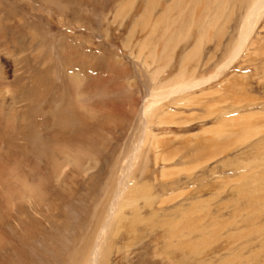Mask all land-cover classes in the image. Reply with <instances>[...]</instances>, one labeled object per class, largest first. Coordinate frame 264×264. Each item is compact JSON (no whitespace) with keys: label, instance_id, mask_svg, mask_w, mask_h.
I'll use <instances>...</instances> for the list:
<instances>
[{"label":"rangeland","instance_id":"1","mask_svg":"<svg viewBox=\"0 0 264 264\" xmlns=\"http://www.w3.org/2000/svg\"><path fill=\"white\" fill-rule=\"evenodd\" d=\"M210 1L0 0V264L87 262L141 134L148 89L179 75L206 11L218 7ZM227 2L224 38L209 30L200 59L186 64L193 80L218 77L192 91L193 104H178L180 94L161 102L160 111L190 123L150 118L160 147L144 145L132 179L156 198L123 210L102 264H264V16L219 72L249 6ZM169 25L190 34L175 45ZM252 114L243 141L238 127L228 136L206 132ZM177 167L179 175L161 178Z\"/></svg>","mask_w":264,"mask_h":264},{"label":"bare ground","instance_id":"2","mask_svg":"<svg viewBox=\"0 0 264 264\" xmlns=\"http://www.w3.org/2000/svg\"><path fill=\"white\" fill-rule=\"evenodd\" d=\"M156 1H158V0H149V3L151 6H153V4ZM212 1L213 0H211L210 2H212ZM226 3L228 4L227 0H226V2H225V0H217V3H216L218 5V7L216 6L217 9H215L214 11L208 9L206 11L207 17H206V22H205L206 24L204 26V32L202 31V33L198 36L196 43L193 46V48L184 55L183 64H181L182 66H181V71H180L179 75H177L176 78H174L173 80H171L169 82H164L162 84L160 83L159 85L156 86V88L154 87V89H148V97L144 100V103L142 104V107L140 109L141 110V112H140V114H141V134H140L138 140H136L137 142L131 146L130 153H128L129 154L128 161L125 164L126 168H125V170H123L122 176L118 180V184H117V187L115 190V194L113 196V200L110 203L109 208H108V215H107L106 221L100 229V232L98 235V241H96L95 246L93 245L94 247L90 251V258L87 259V262L85 264H102L103 257L105 256V254L103 252L104 249H102V248L104 246V241L106 239V236L110 233V231H113V228L115 226V222L120 218V215L122 214V212L125 208L129 207L131 209L137 210L138 207L140 206L139 205L140 201H144L145 203L151 205L152 202L154 201V199L156 198L155 195H151L149 193L150 190H149L148 185H144L143 188L140 189V187H136V185L133 183V179H132V171L135 169L136 161H137V159L140 155L141 149L144 147V145L148 142H152L153 147L151 146L152 144L151 145L149 144V146H151L152 148L158 150L160 147V139H159L158 135L150 132L147 129V126H148L147 123L149 122L150 118H152V117L153 118L156 117L155 118L156 123L160 124V125H168V124L174 125V124H178V123H180V125H181L182 123H190L192 121L191 117H188V116L185 117L184 120L181 119L182 121H178L176 119L178 114L170 112V111H165L164 109L160 111L159 110L161 108L160 104L162 101L167 100L170 96L179 95V94L182 96L178 98V104H181V105H183V104L185 105L187 103H189V105L193 104V101H195L194 99L197 97H195V95L191 94L192 91L195 89L201 88L202 86L210 83L211 81L215 80L218 77V73H216V74H212L209 77H206L202 80H193V72L192 71L189 72L186 70V68H187L186 64H189L191 61H194V60L198 61L200 59V56L202 55L201 51L203 49L204 43L207 40H211V38H212V36H210V34L207 33L209 30H214L216 35L218 36L219 40L226 33V31H227V29H226L227 25L226 24L228 21L227 17L224 14L225 10L227 8ZM248 3H249L248 10L246 12V15L243 17V23L239 28V35H238L237 39L232 44V49L229 53L228 60H226L227 62L225 64L221 65V67L219 68V72H221L226 67L228 68L230 65H232L240 57V55L243 53V51L247 47L249 40H251L250 38L253 35L255 29L257 28L260 20L264 16V0H248ZM168 9H170V8H168ZM178 18L179 17H177L175 19L176 22L178 20L180 21V19H178ZM169 29H172L171 25L168 26V31H169ZM172 32H174L173 29H172ZM189 34H190L189 29L187 28L185 31L182 30V31H177V32L172 33L170 39L174 40V38H173V36H174L175 39L177 40L175 43V45H176L181 40L187 39ZM145 60L150 63L148 57ZM167 67L168 66L166 64L159 71L162 70L164 72ZM200 95H201V93H200ZM197 96H199V95H197ZM198 98L200 99V97H198ZM173 102H176V101H173ZM252 116H253V114L247 115V116L232 117V118L226 117L225 120H223L217 126L215 125L214 127L207 129L206 132L212 131V133L217 137L222 136V135L228 136V135H232L233 130L236 127H238L237 128L238 136L236 137L237 138L236 140H238L239 142L243 141V140L248 139L250 137V134H252L251 132L253 131V129L255 127V126H252L250 124ZM157 155H158V158L161 157V158H163V160H166V157L164 155H163V157L161 154L157 153L156 156ZM91 156H92V154H91ZM144 156L146 158V154H144ZM66 158H67V156H66ZM68 158H70V156ZM93 158H94V156H93ZM67 160L69 161L70 159H67ZM57 161H59V160H57ZM73 163H75L74 160H73ZM96 163H97V160L95 163H92L91 161H89L87 163L86 173H87V171H90L91 169H93L94 165H96ZM57 164H58V162H57ZM59 164H58V167L60 169ZM68 165L69 164L67 163V166ZM82 167H83V165H82ZM181 171H183V169L181 167L163 169L160 176L164 180H170L171 178H174L177 175H179V173ZM57 181H58V178H57ZM254 183L256 184L257 180ZM254 188H255V185H254ZM34 190H36V187ZM255 190H256V188H255ZM185 191L181 189L180 191L178 190L177 192H174L170 195H167L166 197H164V202L165 201L170 202V201L176 200L177 198L182 196V194ZM190 213H192V212L185 211L183 213L184 218H186L188 220ZM140 219H141L140 216H136L135 221H138ZM178 228L179 227L176 223L171 224L170 230L168 232L171 234V236L175 237V236H177Z\"/></svg>","mask_w":264,"mask_h":264}]
</instances>
